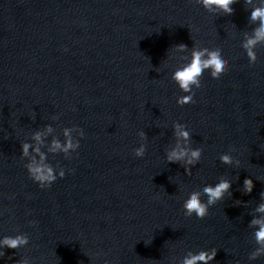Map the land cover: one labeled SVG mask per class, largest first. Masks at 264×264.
<instances>
[{
  "label": "water",
  "instance_id": "1",
  "mask_svg": "<svg viewBox=\"0 0 264 264\" xmlns=\"http://www.w3.org/2000/svg\"><path fill=\"white\" fill-rule=\"evenodd\" d=\"M256 6L240 0L228 14L195 0H0V237L30 241L5 248L0 264H183L212 248L211 264H264L249 260L251 221L264 218V44L255 64L242 47L258 27ZM180 43L187 53L172 48ZM193 44L223 48L229 67L219 79L206 72L194 103L179 106L171 73ZM174 122L205 149L191 174L166 160ZM48 125L43 152L65 127L85 135L71 159L48 154L66 174L40 189L21 144ZM221 179L231 181L224 198L204 219L189 216L191 194L207 202L204 187Z\"/></svg>",
  "mask_w": 264,
  "mask_h": 264
},
{
  "label": "clouds",
  "instance_id": "2",
  "mask_svg": "<svg viewBox=\"0 0 264 264\" xmlns=\"http://www.w3.org/2000/svg\"><path fill=\"white\" fill-rule=\"evenodd\" d=\"M197 4L202 5L206 10L214 12L220 10L222 12L233 14L236 12L234 7L240 3V0H195ZM253 0H247V3H252ZM250 19L254 22L258 21V27L253 29L251 35L247 36L242 47L244 48L250 64H255L258 60L257 45L264 44V0H260V6L253 8ZM175 51L187 53L189 51L186 44L180 43L172 47ZM229 67V60L225 56L223 48H208L199 47L193 44L190 56L182 58V62L175 67L171 73V80L175 83L182 95L176 98V103L179 106L194 103L196 95L194 89L202 87V77L206 72H210L213 78H221ZM57 119V117H54ZM173 135L175 137V145L172 146L166 153L168 163H183L186 171L191 174L192 167L199 165L205 155L203 147H191L190 142L193 137V132L184 123L174 122L172 126ZM54 131L51 125L46 126L44 132L36 131L33 133L31 140L34 143L25 141L21 144V158L27 162L24 167L29 178L36 183L40 189L50 188L57 179H62L65 176V169L59 164L53 166L49 162L48 154L56 155L62 153L65 159H71L72 154L76 153L80 148V139L85 135L84 130L80 127H65L63 129V141L59 138H53L48 145V151L43 152L42 146L45 144V137ZM75 133V135H73ZM143 141L146 134L141 131L138 133ZM31 150V151H30ZM146 152V146L141 143L139 147L134 149V155L137 158H143ZM220 161L225 164L234 162L233 156L230 153H224L220 156ZM238 163V161H236ZM231 181L221 179L214 186L209 184L203 189V193L208 196L207 202L201 200L200 192H193L185 201L184 208L189 216H195L199 219H204L209 215L210 206L222 200L224 195L229 192ZM254 183L251 178L244 180L245 192L250 194L253 191ZM259 213H264V203H261L256 208ZM31 223L35 224V221ZM251 224L258 226L255 232V239L258 247L249 255V260H258L264 256V218H254ZM29 236L27 233H17L16 235H3L0 237V257L5 255L4 249H20L29 244ZM150 243V240L147 241ZM217 255V249L201 250L198 253L189 252L185 256L183 264H211ZM18 264H31L28 258L18 261Z\"/></svg>",
  "mask_w": 264,
  "mask_h": 264
}]
</instances>
